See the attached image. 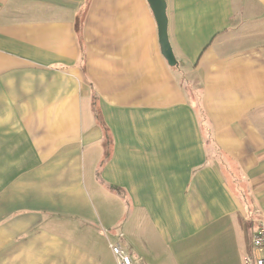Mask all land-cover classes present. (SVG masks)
<instances>
[{"label": "crops", "instance_id": "0c3cea01", "mask_svg": "<svg viewBox=\"0 0 264 264\" xmlns=\"http://www.w3.org/2000/svg\"><path fill=\"white\" fill-rule=\"evenodd\" d=\"M165 1L176 68L147 0H0V264L261 255L264 0Z\"/></svg>", "mask_w": 264, "mask_h": 264}, {"label": "water", "instance_id": "95a60500", "mask_svg": "<svg viewBox=\"0 0 264 264\" xmlns=\"http://www.w3.org/2000/svg\"><path fill=\"white\" fill-rule=\"evenodd\" d=\"M157 23L159 45L161 54L172 68L178 67V62L173 53L168 36V18L166 14L167 3L165 0H147Z\"/></svg>", "mask_w": 264, "mask_h": 264}, {"label": "built area", "instance_id": "2783aa9c", "mask_svg": "<svg viewBox=\"0 0 264 264\" xmlns=\"http://www.w3.org/2000/svg\"><path fill=\"white\" fill-rule=\"evenodd\" d=\"M123 235L120 236V238ZM252 246L255 250L261 252L260 256H246L244 258V264H264V226L261 225L258 228L256 234H254L252 238ZM109 248L113 252L117 264H138L135 262L129 253V251L125 250L120 242L111 243L109 242Z\"/></svg>", "mask_w": 264, "mask_h": 264}, {"label": "rangeland", "instance_id": "374dc122", "mask_svg": "<svg viewBox=\"0 0 264 264\" xmlns=\"http://www.w3.org/2000/svg\"><path fill=\"white\" fill-rule=\"evenodd\" d=\"M84 115H85V119H86V121H87V119H89V117L88 116H90L88 113H87V111L85 110V112H84ZM91 121V120H90Z\"/></svg>", "mask_w": 264, "mask_h": 264}]
</instances>
